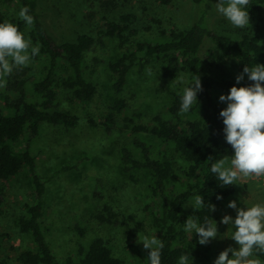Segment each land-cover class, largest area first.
Instances as JSON below:
<instances>
[{
  "label": "trees",
  "instance_id": "1",
  "mask_svg": "<svg viewBox=\"0 0 264 264\" xmlns=\"http://www.w3.org/2000/svg\"><path fill=\"white\" fill-rule=\"evenodd\" d=\"M158 2L166 7L174 0ZM192 2L196 15L190 26L161 31L153 40L136 39L140 32L136 26L138 18L128 13L117 22L108 20L99 38L81 34L75 41H68L59 39L46 24L39 0H0V22L17 24L34 45L38 44L40 56L34 61L41 62L39 78L33 82L31 92L26 89V80L21 81L15 75L17 69L7 77L6 87L0 89V215L4 213L6 187L12 180L27 172L32 188L31 199L14 222L30 243L18 249L10 234L0 233V250L15 253V259L6 257L0 264H146L148 252L144 256L136 247L128 246L126 252L134 257L129 262L115 254L110 238L103 232L94 231L91 236L90 218H79L72 224L76 245L65 260L58 258L46 231L45 221L51 210L48 185L55 175L79 170L86 159L71 161L55 175L44 177L39 172L33 146L41 139L44 125L65 130L79 127L80 117L64 110L63 105L95 98L97 83L90 75L87 56L96 47L108 48L106 41L115 53L105 65L113 102L101 123L90 119V127L117 147L112 165L124 178L137 185L148 177L143 213L148 230L157 231V238L165 243L163 264H176L185 252L193 260L209 259L214 241L199 245L197 236L185 233L182 224L194 215L200 222L205 216L214 219L215 211L210 213L208 206L189 213L188 200L195 194H200L216 210L234 193V185L219 187V181L210 172L211 163L232 153L224 140V125L219 117L225 107L214 99L212 90L227 94L234 85L251 83L217 80L209 66L225 68L233 57L241 69L246 65H264V0H251L249 28L240 30L237 37L215 28L211 1ZM23 7L34 17L31 27L18 15ZM154 65L165 80L176 81L182 74L198 76L203 87L198 94L199 106L195 105L188 114L180 113L183 85H179L148 122H143L142 113L130 114L125 91L131 76H144ZM9 93H15L17 98L13 99ZM118 137L124 141L116 140ZM209 156L212 158L208 159ZM92 197L99 203L91 216L94 227L120 230L123 223L119 213L105 201L104 186L97 179Z\"/></svg>",
  "mask_w": 264,
  "mask_h": 264
},
{
  "label": "rangeland",
  "instance_id": "2",
  "mask_svg": "<svg viewBox=\"0 0 264 264\" xmlns=\"http://www.w3.org/2000/svg\"><path fill=\"white\" fill-rule=\"evenodd\" d=\"M210 1L215 28L237 37L240 29H233L223 17L215 13L213 4L217 0ZM39 3L46 24L59 39L68 41H75L81 34L99 38L108 20L117 22L121 15L128 13H133L138 18L136 26L140 32L136 39L153 40L158 38L161 31L187 28L193 23L196 15L192 0H174L166 7L161 6L158 0H39ZM106 42L108 48L96 47L87 56L90 75L97 83L98 92L95 98L90 102L76 101L63 105L64 110L80 117L79 127L65 130L44 125L41 139L33 146V152L38 157L39 172L44 177L55 175L71 161L86 159L79 170L55 175L48 185L51 210L45 221L46 231L60 260H65L75 248L76 235L72 224L79 218H90L91 236L103 232L101 234L110 238L115 254L128 259L129 262H133L134 257L126 252L128 246L136 247L144 256L148 252L143 249L142 244L137 243L139 233L151 234L143 213V194L148 177L137 185L124 178L119 169L112 165L117 147L110 144L99 130L92 129L89 123L90 119L101 123L113 102L111 79L105 65L115 53L109 42ZM16 69L15 75L21 81L26 80V89L31 92L33 82L39 78L41 62L33 59L28 67ZM209 69L215 79L226 78L234 82L235 77L243 71L236 57H233L225 68L209 66ZM178 80L163 79L157 65L144 76L133 74L125 91L129 99L130 114L142 113L143 122H148L153 113L164 104L170 92L181 85L177 83ZM246 80L245 76L241 83ZM221 94L225 93L217 89L212 90L214 99L226 107V104L219 101ZM10 95L13 99L17 98L15 93ZM116 140L123 142L124 138L118 137ZM87 157H90L89 161ZM95 179L104 186L105 201L119 213L123 223L120 230L94 227L91 216L99 205L92 197ZM241 183L234 185V193L214 212V220L217 221L221 235L227 231V226L219 223L221 217L236 215L233 209L227 207L229 201L237 200L239 207H244L239 203L242 199L250 203L264 201V179H244ZM5 192L6 203L4 213L0 215V233L10 234L12 244L18 249L26 247L30 242L19 233L14 222L24 212L25 204L31 199L32 188L28 173L24 172L12 180ZM188 208L191 213L193 208L190 205ZM213 241L209 259L193 260V264H213L226 247L236 246L229 238ZM6 257L15 259V253L0 250V260Z\"/></svg>",
  "mask_w": 264,
  "mask_h": 264
},
{
  "label": "clouds",
  "instance_id": "3",
  "mask_svg": "<svg viewBox=\"0 0 264 264\" xmlns=\"http://www.w3.org/2000/svg\"><path fill=\"white\" fill-rule=\"evenodd\" d=\"M251 4V0H217L213 5L215 13L233 29L247 30ZM18 15L29 27L34 25V17L27 7L21 8ZM39 54V45H34L17 24L0 22V89L6 87L7 77L14 69L28 67ZM245 76L251 82L249 85H234L226 95L219 96V101L226 104L219 112L224 125V140L232 149L230 156L225 155L210 166V172L221 188L241 185L244 179H264V65H246L235 77L236 84H240ZM177 83L183 85L179 111L188 114L195 105L199 106L198 94L203 91L201 80L198 76L181 75ZM222 198L217 196V199ZM239 203L244 207H239L237 200L229 201L227 207L236 215L221 217L219 223L227 226L223 235L218 231L217 221L209 216H205L203 222L195 215L190 216L182 224V230L195 234L201 246L216 239L229 238L235 242L236 246L226 247L213 264H264V201L250 203L242 199ZM188 205L198 212L206 206L210 213L215 211V206L206 204L200 194L188 200ZM156 233H139L138 236L137 243L148 251L146 264H163L165 243L162 238H157ZM176 264H193V258L185 252L177 258Z\"/></svg>",
  "mask_w": 264,
  "mask_h": 264
}]
</instances>
